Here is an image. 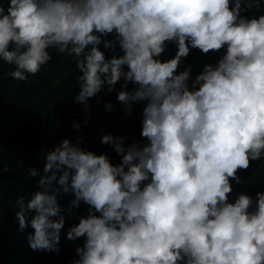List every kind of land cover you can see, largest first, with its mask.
Returning a JSON list of instances; mask_svg holds the SVG:
<instances>
[{"label":"clouds","instance_id":"obj_1","mask_svg":"<svg viewBox=\"0 0 264 264\" xmlns=\"http://www.w3.org/2000/svg\"><path fill=\"white\" fill-rule=\"evenodd\" d=\"M248 2H0V61L15 65L13 79L36 75L53 49L75 62L74 102L85 112L121 81L117 100L129 114L146 102L142 144L101 139L118 164L64 138L46 152L42 173L28 169L38 190L17 199L16 217L21 230L34 229L32 250L59 254L58 197L71 193L73 206H88L67 231L69 240L84 238L72 264H264V191L230 200L238 172L264 158V14L249 18ZM169 43L177 51L162 60ZM192 49L225 51L193 79L179 71Z\"/></svg>","mask_w":264,"mask_h":264},{"label":"trees","instance_id":"obj_2","mask_svg":"<svg viewBox=\"0 0 264 264\" xmlns=\"http://www.w3.org/2000/svg\"><path fill=\"white\" fill-rule=\"evenodd\" d=\"M7 8V0H0ZM245 13L249 18L264 14V0L259 9L252 0L246 5ZM111 39V37H109ZM102 48V46H101ZM103 50V48H102ZM177 51L175 43L167 45L162 60L174 57ZM219 52L202 54L192 49L183 60L179 71L190 69L194 79L203 70L205 64H215L224 54ZM52 59L41 67L36 75H29L27 81H18L11 77L15 65L0 61V264H72L77 259L75 249L82 246L84 238L67 239V231L78 223L79 216H86L88 206L81 203L77 208L72 205L71 193L58 197L65 227L61 231L59 254L55 251L32 250L28 243V235L34 232L29 225L21 230L16 212L19 208L16 201L21 196L25 201L37 191L36 182L39 177L32 178L29 168H37L43 172L45 154L62 139L69 138L73 143L80 141V146L97 155L107 154L113 164L120 162V156L111 145H104V135L123 136L125 144L133 141L143 143L141 136L142 112L146 102H138L132 112L126 111L125 105L117 100V93L122 90L123 81L108 93L105 89L89 100L91 112H85L84 106L74 102L79 87L74 79L79 74L75 62L64 53L49 49ZM117 54H122L119 49ZM107 56L113 52L107 51ZM133 88L128 85L129 91ZM100 99V103H97ZM111 104L109 111L106 105ZM87 121V124H85ZM78 122L80 128L73 127ZM242 183L232 182L234 200L238 193H245L253 198L256 192L264 191V158L252 161L247 170L238 172ZM34 213H29L31 219Z\"/></svg>","mask_w":264,"mask_h":264}]
</instances>
